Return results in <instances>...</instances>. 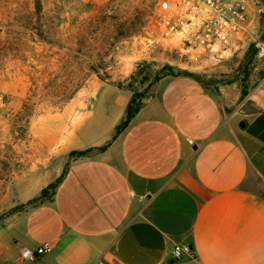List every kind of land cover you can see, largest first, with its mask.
<instances>
[{
  "label": "crops",
  "instance_id": "0c3cea01",
  "mask_svg": "<svg viewBox=\"0 0 264 264\" xmlns=\"http://www.w3.org/2000/svg\"><path fill=\"white\" fill-rule=\"evenodd\" d=\"M131 96L99 86L60 153L110 144L72 158L52 199L0 229V264H264V76L236 105L192 76H164L113 138ZM176 243L192 256L175 258Z\"/></svg>",
  "mask_w": 264,
  "mask_h": 264
},
{
  "label": "rangeland",
  "instance_id": "374dc122",
  "mask_svg": "<svg viewBox=\"0 0 264 264\" xmlns=\"http://www.w3.org/2000/svg\"><path fill=\"white\" fill-rule=\"evenodd\" d=\"M246 2L253 37L220 58L187 59L154 23L158 0H0V229L69 167L64 136L100 85L149 97L171 65L239 103L264 76V1ZM108 98L102 89L96 110Z\"/></svg>",
  "mask_w": 264,
  "mask_h": 264
},
{
  "label": "built area",
  "instance_id": "2783aa9c",
  "mask_svg": "<svg viewBox=\"0 0 264 264\" xmlns=\"http://www.w3.org/2000/svg\"><path fill=\"white\" fill-rule=\"evenodd\" d=\"M154 23L161 37L187 59L202 54L220 58L232 45L254 36L246 0H158ZM49 250L48 243L24 247L21 257L34 261ZM172 253L175 258L192 256V248L176 243Z\"/></svg>",
  "mask_w": 264,
  "mask_h": 264
},
{
  "label": "trees",
  "instance_id": "16d2710c",
  "mask_svg": "<svg viewBox=\"0 0 264 264\" xmlns=\"http://www.w3.org/2000/svg\"><path fill=\"white\" fill-rule=\"evenodd\" d=\"M36 1H37L38 5H41L40 0H36ZM254 46H255V44L253 43L251 45V47L253 48ZM255 50H257V48H255L253 51H255ZM167 75H172V76L188 75V76H192V77L196 78L197 80H199L200 82H202L203 84L206 85V82L198 74L192 73L189 71H176L171 65H165L160 69L159 73L155 75V77L152 81L153 84L158 83L162 77L167 76ZM245 94H246V91H243L242 95H245ZM146 98H147V96H146L145 92L133 90L132 96L126 105L124 116H123L122 120L120 121V123L117 124L115 127V132L113 134V138L117 137L129 125L131 119L135 116V114L143 106L144 100ZM260 118L262 119V117H259L258 120H260ZM252 130L254 132V129L251 128V131ZM110 142L111 141H108L103 145L92 146V147H88L86 149L72 150L70 152V156L71 157H81V156H87V155H91L94 153L101 152L108 147ZM67 169H68V166L65 167L62 174L55 181L49 183L47 186L42 188L40 193L37 196L29 199L24 204V206L31 207V206L43 203L46 200L52 199L55 192H56V188L59 185V183L62 181Z\"/></svg>",
  "mask_w": 264,
  "mask_h": 264
},
{
  "label": "water",
  "instance_id": "95a60500",
  "mask_svg": "<svg viewBox=\"0 0 264 264\" xmlns=\"http://www.w3.org/2000/svg\"><path fill=\"white\" fill-rule=\"evenodd\" d=\"M28 262H31V261L28 260Z\"/></svg>",
  "mask_w": 264,
  "mask_h": 264
}]
</instances>
